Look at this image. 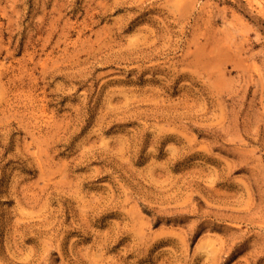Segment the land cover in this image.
I'll return each mask as SVG.
<instances>
[{"label": "rangeland", "instance_id": "rangeland-1", "mask_svg": "<svg viewBox=\"0 0 264 264\" xmlns=\"http://www.w3.org/2000/svg\"><path fill=\"white\" fill-rule=\"evenodd\" d=\"M0 264H264V0H0Z\"/></svg>", "mask_w": 264, "mask_h": 264}]
</instances>
